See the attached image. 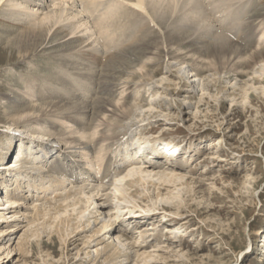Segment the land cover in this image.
I'll return each mask as SVG.
<instances>
[{"label":"rangeland","instance_id":"1","mask_svg":"<svg viewBox=\"0 0 264 264\" xmlns=\"http://www.w3.org/2000/svg\"><path fill=\"white\" fill-rule=\"evenodd\" d=\"M0 1V8L5 12L13 8L14 3H23L26 9L19 17L27 13H36L37 22H42L46 15L43 9L37 11L36 3L43 1L45 5L50 4V10L56 7L54 4L58 3L60 5L65 3L69 10L73 6L68 0H33L31 3L24 0ZM79 1L83 2L81 3L86 6L89 14L92 12L94 15L100 12L99 19L92 15L93 17H90L88 22H84L74 37V39L79 38L84 49L94 39L104 40V37L111 32L109 29L111 25L126 24L128 18L134 20L136 16H133L134 11L125 4V0L115 2L110 0L109 3L98 6L95 12L93 9L96 5H89L87 0ZM170 2L172 3V0H148V9L155 17L151 6L159 3L163 8ZM254 2L252 0L248 10L258 17L252 23L255 28V39L247 45L250 51L246 49L241 59L235 58V55H226L227 58L224 56L225 59L222 57L221 61L216 63V59L206 52L211 47L212 41L201 55L194 53L192 49L202 50L203 43H200L202 38L200 35L185 39L187 41L184 40L185 44L179 41L171 45L167 41L162 43L159 40L160 44L155 50L153 49L147 56L139 57L138 66L130 65L128 60H131L133 55L128 54L129 57L124 55L121 52L124 50L122 46L118 49L120 53L118 50L116 53H111L118 54L117 57L114 56L110 60L102 57L105 67L102 64V71L99 72L106 75V79L103 78V80L113 81L115 78L117 85L114 89H117L114 91L112 100L115 108L119 110L117 114L124 118L120 123L110 121L109 117L113 108L111 106L108 107V113L101 116V121L91 123V131L84 132L80 128L75 130L70 123L62 124L60 120H57L55 123L60 131L63 134L71 132L84 142H89L96 140L104 131L111 135L110 130L114 129L119 135H123L109 142L113 143V146L107 156L113 155L116 166L117 161L119 162L117 168L125 167L124 173L128 169L125 162L120 164L122 155L120 151L123 147L126 148V144L128 156L134 157V152H137L146 162L144 164L148 165L161 166L162 162L159 163V160L181 163L183 169L180 173L191 178L186 185L178 180L176 184H169V191L176 194L173 200H168L165 195L156 197L159 191L153 186L141 185L140 182L132 184L128 180L117 185L123 190L125 188L124 191H126L118 197H113L109 189L107 196L110 199L102 197V200L88 201V203L82 201L77 205L79 210H76V213L69 210V214L74 213L72 223H78L80 220L83 224L79 231L70 236V240L66 236L73 230V227L67 226L71 222L60 223L56 221L57 219L54 220V217L60 213L47 210L64 204L61 197L55 196L60 193H62L61 196L64 195L66 192L64 187L59 189L63 192L51 191L46 195L47 191L43 193L44 184L41 183L48 181L50 162H47V157L59 158L57 149L68 152H74L75 149H72L71 145L61 137L44 142L43 138L32 140L28 136L30 132L25 127V118L17 124V127L12 126L11 119L7 117V102L3 97L17 94L27 99L29 104L38 105L43 100L38 96L29 97L27 87L41 85L52 88L56 83L51 84V82H55L57 76L68 78L73 84L75 94L86 98L92 94L97 84L88 87L90 82L78 77L76 79V75H71L60 67L59 61H48L41 56L42 52L28 60L13 58L9 63L5 59L0 62V148L5 139L10 137L12 142L17 144L18 148H16L20 149L0 154V161L5 157L4 164H0V178H3L0 179V188L7 190L6 187H8L10 192L15 189L14 193L27 194L29 200L40 198L41 202H39H43V205L41 204L39 211L44 214V216L39 215L38 211L30 210V214H24L20 210L22 208L25 210L24 205L15 208L16 217L12 216L14 213H8L10 207L0 210V232L2 231L0 233V264H264V60L254 61L253 58L255 51L264 50V6L253 5ZM74 7L76 6L72 8L76 9ZM168 8L166 12L170 14L171 11ZM223 14L224 12L212 13L211 16L215 21L218 20L214 25L226 19L222 16ZM7 17L0 15V31L5 27L11 33L30 23L24 20L21 22L23 25L16 22L15 24L9 22ZM155 18L157 22L158 19ZM106 22L110 24L104 25L103 23ZM169 24L173 30L177 27L171 21ZM153 26L154 30L162 32V30L159 31V26L156 24ZM169 26L166 28L172 30ZM100 27H103L105 31H102ZM176 34L180 36L181 31ZM186 35L189 36L190 32ZM54 38L55 35L51 36L49 41ZM192 40L195 42L189 46ZM124 42L130 44L128 40ZM233 42H238L237 38L233 39ZM4 43L5 40L0 43V54H2L1 47ZM92 47L94 48V45ZM80 54L90 55V53L82 52ZM119 55L127 60H120ZM250 56L252 57L248 58ZM116 58H119V61ZM133 59L136 57L134 56ZM91 60L88 62L89 65L92 63ZM28 61L31 62L27 63ZM231 61L233 63L230 64ZM246 61L252 62L251 67L244 66L234 71ZM40 71L41 74L38 73ZM43 73L48 75L42 77ZM67 85L68 83L59 89L57 84V87L52 90L63 94V98L68 100L69 90L65 93ZM88 88L91 90L86 93ZM248 95L249 99L246 100ZM125 101L131 105L130 113L127 112L128 109L122 108ZM108 122L112 125L108 126ZM46 128H48L47 125L43 126V129ZM36 140L39 141V147L34 143ZM47 141L50 145L49 142L46 143ZM134 142H137L142 149L136 147L135 150L131 146ZM101 147L99 145L93 153L80 149L76 151V157L74 156V160L82 164L90 162L88 168L96 177L106 165L103 159L105 154L99 152ZM156 147L167 157H158L154 152ZM170 152L177 156L175 155L174 158ZM31 155L36 157L32 158ZM179 155L180 158H178ZM38 159L40 162L33 163V160ZM41 163L42 166L46 164L45 167L41 168L39 166ZM113 174L108 179L111 181L107 185L111 190L118 180V178H112ZM16 177L22 183L21 189L16 184ZM86 183L91 184L90 188L96 182L93 180ZM70 187L67 190H73L77 198L82 196L87 200V197L77 193L82 190V186ZM33 189L39 190L34 192ZM113 190L117 191V189ZM165 192L166 190L163 191ZM167 201L171 204L180 202L183 208L179 211L172 205V208L166 206V210L162 205L167 204ZM0 205L6 208V203L0 201ZM132 211H137L139 213L137 217H140L131 219ZM80 215L78 219L77 216ZM28 220L33 222L31 226L20 228V222L27 223ZM108 224L109 226L104 229L103 226ZM132 226H134L133 229L125 230L126 227ZM136 226L142 230L141 236L137 233ZM148 227H152V230L147 231ZM29 228L31 232H28ZM121 231L124 234L128 233L129 237L136 238L137 247L132 248L128 244L129 241L125 240L126 237L120 235ZM34 232L37 234L31 236ZM78 232L80 235L75 241L73 238ZM25 233L28 235L25 241L28 244L18 250L17 244L19 245ZM64 239L68 242L65 243ZM14 247L15 250L10 253L9 250ZM145 252L146 254L143 255ZM148 255L151 256L146 257Z\"/></svg>","mask_w":264,"mask_h":264},{"label":"bare ground","instance_id":"2","mask_svg":"<svg viewBox=\"0 0 264 264\" xmlns=\"http://www.w3.org/2000/svg\"><path fill=\"white\" fill-rule=\"evenodd\" d=\"M24 1L30 3L33 2V0H24ZM68 1H71L72 5L76 6L74 7L76 9H73L72 6L70 7L71 9L69 10L67 9L65 3H62V5L58 3V4H54L56 7L50 10L49 9L50 4L45 5L43 4V1L42 3L41 2L36 3V7L38 6L37 11L43 9L44 10L43 12L46 15L43 18L42 22H37V20L35 19L37 15L36 13H27L22 17H19L21 16V13H23V11L26 9L23 3H14L13 4L14 7L9 9L10 11L8 10L6 12L4 9L0 8V15L3 17L8 16L7 18L9 22L12 23L16 22L20 24H22L21 22H23L24 20L30 22V23H26L27 25L22 24L24 27L22 26V28H18L17 30L12 31L11 33H9L8 28L5 27L0 31V43L1 41L5 40L3 47H1L2 54H0L1 55L0 62L5 59L8 61L7 63H9L12 62L11 60L13 58L20 60L22 59L28 60L30 58L32 59L33 57L35 58V56L39 55V53L42 52L43 55L41 56H43L48 61H53V62L59 61L60 67L63 70L67 71L69 74L76 75L75 76L76 79L78 77V79L81 78L90 82L91 84H88V87H90V85L93 86L95 83L97 84L92 94L88 98H86L79 94H75L73 84L68 78L57 76L56 81L51 82V84L56 83L54 84V87H57L58 84L57 88L60 89L63 88L64 85L68 83V85L65 87L66 88L65 93H67L68 92L67 90H69L68 94H70L68 100L63 98V94L61 95L59 94V92L53 91L52 89L54 87L48 88L41 85L40 87L38 85H31L27 87L29 97L34 98L38 96L39 99L43 100L38 105L36 103L33 105L29 104L27 99L25 100L23 96L17 94L5 95L3 97L4 100H6L7 102L6 103L7 117L11 119L12 126L17 127V124L21 123V120L25 118L24 120V123H26L25 127L27 128V131L30 132L29 133L30 135L28 136L32 140L33 138L34 139L43 138V142H44L46 140H50V139L54 140L55 138L61 137L67 144L71 145L72 149H75L74 152H68L62 149H61L62 151H60V149H57V152L60 155L59 158L47 157L48 160L47 162H50V167L48 170L49 176L47 183H43V182L41 183L44 184V186L42 187V189L44 190L43 193L47 191L45 194L48 195L50 194L51 191L56 192L57 190H58L57 193H60L63 192V190L59 191V189L62 187H64V191H66L64 194L66 196L64 198H62V196L64 195L61 196L62 193H60L59 195H55L57 197L59 196L58 198L61 197V199L64 200L63 201L64 204H61L56 207L54 206V208H49L47 210H54L56 211V213H60V215L54 217V220L57 219L56 221L62 224L64 223L69 224L70 222L72 223V221L74 220L72 218L74 216V213L69 214V210H73L74 212L76 210H79L77 209V205L80 204L82 201L88 203V201L92 202L94 200H102V197H104L105 199H110L107 196V191L109 189H110L109 191H112L113 197H118V195L124 194V192H126L124 191L125 188L123 190V188H119L117 187V185L122 182H126V181L128 182V180L131 181L132 184L140 182L141 185L153 186L157 191H159L156 197H159L160 195H165L168 200H173L176 194H174L173 191L171 192L169 191L170 189L169 184L171 183L176 184L178 181H181L184 182V184L186 185L189 184L191 178L182 175V173H180V171L183 169V165L181 163L159 160V163L162 162V165L160 164L161 166L158 165L156 166L153 164L152 165L144 164L146 162L142 160L141 156H139L137 152H134L135 153L134 157L133 155L128 156L129 155L127 149L128 146L125 144L126 148L123 147V149H121L120 151V155L122 154L120 158L121 161L120 164H122V162H125L126 169H128V171L124 173L123 169L125 167H123L122 169L121 167L117 168L119 162L117 161V166H116L115 161L113 160L115 157L111 154L107 156L113 146V143H109V142L111 140L113 141L114 139H118L123 134L119 135L116 130L112 129L110 130L111 135H108L106 131H104L100 134V136L96 140L84 142L83 139H80L76 135H72L71 132L63 134L55 122H57V120H60L62 124L70 123L71 124L70 126L73 129L76 130L77 128H80L81 130H84V132H87L92 128L91 123H93L94 121H101V116L107 114L109 111L108 107L111 106L113 108L109 120L116 121V123L121 122L124 116L121 115L119 116L117 114L119 110L115 108L112 100V97L114 96V91H116L117 89V88L114 89V87L117 85L115 82V78L113 81L105 80L106 75L104 76L103 73L99 72L102 71L101 67L104 66L103 59L110 60L114 58V56L117 57L118 54L112 55L111 53H116V51L121 46L124 48V50L121 51L122 53H124V55L128 56V54H132L133 58L134 56L136 57V59L132 58L133 60L132 59L128 60L130 61L129 62L130 65L135 64L138 66L139 65L138 62L140 60L139 57L147 56L149 53L153 51V49L155 50L156 46L160 44L159 40L162 43L167 41L171 45L177 44L179 41H180L179 43L185 44L187 42L185 39H189V37L192 36L200 35L202 37L200 43L201 44L203 43L202 50H200V48L192 49L194 53H199L201 55V53L205 51L204 49L212 41V45L209 48L210 50L208 49V51L206 52H208L209 56H213L216 59L217 61L216 63H219L222 57L224 58V56L226 57V55H231V56L235 55V58L241 59V57H243L242 55L245 53L247 49V45L251 44L253 42V39H255V28L252 26V23L255 22L256 18L258 17L254 16L248 10V8L252 4V0H238V1L172 0V3L170 2L168 6L163 8H162V4L156 3L151 7L155 12V17H157L158 19L157 22H155L156 18L154 17V14H152L148 9V0H125V4L130 6L131 10L133 9L134 11L133 16L136 15L134 20L128 18V22L126 24L120 25L122 23L118 22L119 25L118 24L111 25V28H109L111 32L106 37H104V40L94 39L91 43L88 44L89 48L87 47L86 49L83 48V43H81L78 40L79 38L74 39V37L77 35L79 29H81V27L84 25V22L89 21L90 17H93L95 15L97 19H99L100 12L94 15L92 14V12L89 14V11L87 10L86 6L82 4L83 3L82 1L79 0H68ZM109 1L110 0H87V3L89 5L92 4L96 5V7H94L95 9H93L95 12L97 11L98 6L102 5L103 3H109ZM111 1L115 2L116 0H111ZM254 1L255 2L253 5L258 4L264 6V0H254ZM167 8L168 10L171 11L170 14H167L166 12ZM218 12L219 13L224 12L222 16H224L226 19L224 21H221L220 23L218 22L219 23L218 25L217 24L214 25V23H216V21L218 20L216 19L215 21V19L211 15L212 13L216 14ZM64 21H73V22L65 23ZM170 21L171 23H175L177 25V27L174 28V30L172 26H171L172 30L166 28L167 26L170 25L169 24ZM107 23L109 22L103 24L108 25ZM151 23H155L157 26H159L160 27L159 31L162 30V32L160 33L154 30L153 25L155 24H151ZM114 26L116 27V29L118 27V29L117 30L112 29V27ZM100 29L102 31H105L103 27H100ZM180 31H181L180 36H177L176 32H180ZM188 32H190L189 36L186 35V33L188 34ZM111 34H113V37H111ZM53 35H55V38L52 41H49L50 37ZM263 35H264V30H263ZM235 38H237L238 41L236 43L233 42V39ZM125 40L130 41L129 42L130 44L124 42ZM194 42L195 41L193 40L190 41L189 46H191L192 43ZM125 43L127 44V46H125L126 45ZM93 45L94 48L92 47ZM247 50H249V48ZM164 51H166L165 48ZM81 52L90 53V55L80 54ZM118 52L120 53V50H118ZM253 55H254L253 56L254 61L259 59L264 60V50L255 51ZM251 57L252 56L248 58ZM90 59H92L91 60L92 63H90L89 65L88 62H90L89 61ZM116 59L118 60L119 58ZM120 60L126 61L127 58H125L124 56L122 57L120 56ZM30 62L28 61L27 63ZM77 62L80 63L78 64ZM233 62L231 61L230 64ZM250 63L252 62L246 61V63L235 68L234 71L238 70V68L240 67L243 68L244 66L251 67ZM96 68L98 69L96 70ZM38 73L41 74V71ZM46 75L48 74H44L42 75V77H46ZM103 78L105 79L103 80ZM46 80H48V78H46ZM68 86H72V87H68ZM90 90L91 89L88 88L86 90V93H89ZM249 95L246 97V100L249 99ZM44 96H46V98ZM42 97L44 98L42 99ZM72 98H74V100ZM130 106H131L130 103L128 101H125L122 105V108L128 109L127 112L130 113L129 111L131 109ZM81 119H86V120H82L83 121L82 122ZM46 125L48 126V128L43 129V126ZM107 125L110 126L112 124L111 122L110 123L108 122ZM42 135H45V137H42ZM12 141L13 140L10 137H7L5 139V142L2 143L0 148L1 155L13 149L20 150L17 149L18 148L17 144H14V142ZM48 142L49 141H47L46 143ZM34 143L39 147L38 140H36V142ZM48 144L50 145V142ZM99 145L102 146L99 152L101 151L102 153L105 154V157L103 159L106 161V165L104 166V168L101 167L102 170L97 173V177H96L95 175L92 174L91 170L88 168L90 167L89 164L90 162H86L82 164L78 160L75 161L74 156L76 154V151L80 149L85 150L87 153L90 152L93 153L95 152V150H97V147ZM136 145L137 142H134L131 146L136 150ZM63 151H66L68 153ZM31 156L32 158L36 157V155H31ZM4 158L1 159L0 164L1 163L4 164ZM38 160H33V163L40 162V160L39 161ZM42 163L39 164L41 168L45 167L46 165L45 164L42 166ZM99 163L102 166L100 159H99ZM8 169L12 170L11 168ZM120 171L121 173L119 174ZM112 173H114L113 174L114 177L112 178H116V179L118 178V180L116 181V186L115 183L113 186V189H117V191L115 192L113 189L111 190V188L107 187V185L111 181V179L110 180L108 179L111 177ZM93 180L96 183L94 184V186H91L89 188V185L91 184L90 183L87 184L86 182H91ZM15 181H17L16 184H18V186L20 187L19 189H21L22 183L18 181L17 177L15 178ZM156 181L158 183H155ZM6 185L4 186L6 187ZM69 186H71L70 188H76L82 186V190L77 193H81L83 196H85V198L87 197V200L82 198V196H80V198H77L76 193L73 190H67ZM188 188L189 187H187V189ZM0 189H1L0 201L6 203V208L0 205V210L8 209L10 207L8 213L10 214L14 213L12 216H15L17 212L14 211L15 208H19L20 206L24 205L26 207L25 210H23V208L20 209L21 211H23L24 214L26 213L30 214V211L31 212L38 211L39 215L42 214L40 213L41 211H39L40 210L39 207H41V204L43 205V202L40 203L41 202L40 198L29 200L27 198L28 197L27 194L20 195V193H14L15 189L13 190V192H10L8 187H6L7 190H5L3 187ZM38 190L39 189H33L34 192H38ZM165 190L166 192L163 193V191ZM186 191L188 192V190ZM41 195L43 196V194ZM44 199L47 198L44 197ZM47 200L46 201L43 200V201L47 202ZM172 205L175 206L176 210L179 211L183 208V205L180 202L171 204L169 201H167V204H164L162 206L164 209L167 210V207L171 206L170 208H172ZM160 206L161 205H159V207ZM69 207L72 208L70 209ZM178 212L177 214H179ZM132 213L133 214L130 216L131 219L132 217L134 218L140 217V216L137 217V215L139 214L137 211H132ZM42 215L44 216V214ZM80 217L81 215L79 217L77 216L78 219ZM24 222L25 221L20 222L21 223L19 224L20 228L21 227L26 228L27 225L31 226V224L33 223L30 220L26 221L27 223ZM125 222L130 223L128 221ZM71 223L67 225L73 227L72 228L73 230L70 233L68 232L69 234L67 233L68 235L66 237H68V240H70L71 238L70 236H72L74 232L79 231V228L81 227V225H83L80 223V220L78 223H72V224ZM118 223H121V221H118ZM107 226H109V224L106 226L104 225L103 228L105 229ZM132 227L134 228V226ZM135 228L138 230L137 233H139V236H141L142 230H139V227L137 226ZM123 229H125V227H123ZM125 230H127V228ZM149 230H152V227H148L147 231ZM31 231L32 230L29 228L28 232ZM123 232L125 231L123 230ZM123 232L121 231L120 235L122 237H126L125 240L129 241L128 244H130L132 248L137 247V245H135L137 244V240H135L136 238L129 237L128 233L124 234ZM134 232H136V230ZM0 233H2V231ZM35 234L37 233L34 232V234H32L31 236H34ZM79 235L80 232L76 233L73 239H75L76 241ZM27 238L28 235H26L25 233V236L22 238L19 245L17 244L18 250H20V248L26 247V245L28 244L27 242H25L27 241ZM13 250H15V247L14 249L12 248L11 250H9V252L11 253L13 252ZM144 254H146V252L143 253V255ZM150 256L151 255H148L146 257H150Z\"/></svg>","mask_w":264,"mask_h":264}]
</instances>
